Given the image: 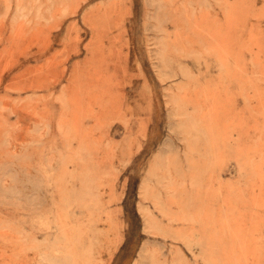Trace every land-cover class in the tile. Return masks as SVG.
I'll use <instances>...</instances> for the list:
<instances>
[{
  "label": "rangeland",
  "instance_id": "1",
  "mask_svg": "<svg viewBox=\"0 0 264 264\" xmlns=\"http://www.w3.org/2000/svg\"><path fill=\"white\" fill-rule=\"evenodd\" d=\"M0 264H264V0H0Z\"/></svg>",
  "mask_w": 264,
  "mask_h": 264
}]
</instances>
